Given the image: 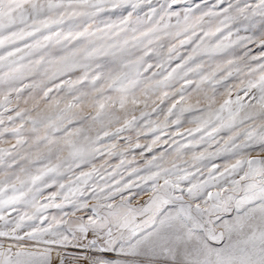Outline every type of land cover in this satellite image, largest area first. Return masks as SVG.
I'll list each match as a JSON object with an SVG mask.
<instances>
[{
	"label": "snow or ice",
	"instance_id": "obj_1",
	"mask_svg": "<svg viewBox=\"0 0 264 264\" xmlns=\"http://www.w3.org/2000/svg\"><path fill=\"white\" fill-rule=\"evenodd\" d=\"M0 264H264V0H0Z\"/></svg>",
	"mask_w": 264,
	"mask_h": 264
}]
</instances>
